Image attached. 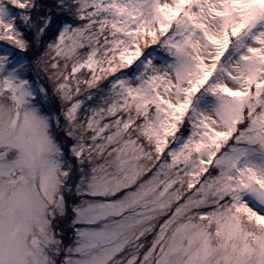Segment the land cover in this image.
<instances>
[{"label": "snow or ice", "instance_id": "6c2138e0", "mask_svg": "<svg viewBox=\"0 0 264 264\" xmlns=\"http://www.w3.org/2000/svg\"><path fill=\"white\" fill-rule=\"evenodd\" d=\"M0 264H264V0H0Z\"/></svg>", "mask_w": 264, "mask_h": 264}]
</instances>
